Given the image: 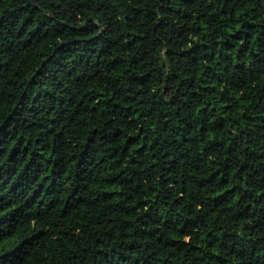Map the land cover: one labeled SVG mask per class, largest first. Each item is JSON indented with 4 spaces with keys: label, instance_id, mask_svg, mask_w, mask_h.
<instances>
[{
    "label": "trees",
    "instance_id": "1",
    "mask_svg": "<svg viewBox=\"0 0 264 264\" xmlns=\"http://www.w3.org/2000/svg\"><path fill=\"white\" fill-rule=\"evenodd\" d=\"M0 264H264V0H0Z\"/></svg>",
    "mask_w": 264,
    "mask_h": 264
},
{
    "label": "snow or ice",
    "instance_id": "2",
    "mask_svg": "<svg viewBox=\"0 0 264 264\" xmlns=\"http://www.w3.org/2000/svg\"><path fill=\"white\" fill-rule=\"evenodd\" d=\"M5 259H7V258H5Z\"/></svg>",
    "mask_w": 264,
    "mask_h": 264
}]
</instances>
